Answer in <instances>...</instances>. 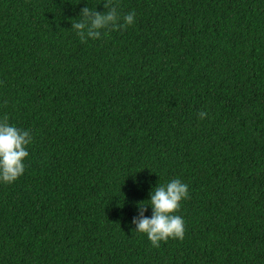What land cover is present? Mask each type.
<instances>
[{
	"label": "trees",
	"instance_id": "16d2710c",
	"mask_svg": "<svg viewBox=\"0 0 264 264\" xmlns=\"http://www.w3.org/2000/svg\"><path fill=\"white\" fill-rule=\"evenodd\" d=\"M102 2L0 0V118L33 134L0 264H264V0H118L135 23L81 42ZM177 178L184 238L155 248L136 205Z\"/></svg>",
	"mask_w": 264,
	"mask_h": 264
},
{
	"label": "clouds",
	"instance_id": "9594fccd",
	"mask_svg": "<svg viewBox=\"0 0 264 264\" xmlns=\"http://www.w3.org/2000/svg\"><path fill=\"white\" fill-rule=\"evenodd\" d=\"M102 4L105 9L103 12L97 11L96 6L89 7L87 3L80 8L78 19L71 20V29L81 42L99 39L109 31L123 30L135 23L136 12L133 10L122 14L118 0H103ZM206 116L207 112H198L200 119ZM32 142L33 134L30 130L9 123L7 116L0 118V183H12L23 175L24 161L29 155L28 147ZM188 195V184L179 178L152 188L147 205L152 210L151 216L145 215V205L137 204L138 215L131 221L135 225L132 230L145 234L155 248L169 239L182 240L185 221L176 213L181 201L187 199Z\"/></svg>",
	"mask_w": 264,
	"mask_h": 264
}]
</instances>
